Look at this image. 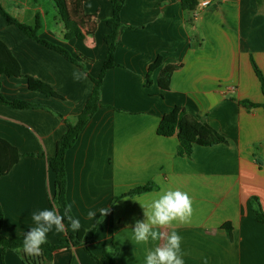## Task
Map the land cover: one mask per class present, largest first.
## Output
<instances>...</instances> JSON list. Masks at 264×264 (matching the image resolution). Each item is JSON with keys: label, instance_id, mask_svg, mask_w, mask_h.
<instances>
[{"label": "crops", "instance_id": "1", "mask_svg": "<svg viewBox=\"0 0 264 264\" xmlns=\"http://www.w3.org/2000/svg\"><path fill=\"white\" fill-rule=\"evenodd\" d=\"M18 11L47 14L39 3L19 1ZM70 16L87 39H64L59 22H45L41 36L74 56L93 59L87 71L60 52L32 39L0 12V43L23 74L49 84L52 97L29 88L25 78L0 76V89L10 100L25 99L40 107L20 109L0 104V137L22 153L11 171L0 177V233L25 235L34 226L32 213L57 209L52 197L56 174L47 156L56 154L67 131L64 119L82 112L108 54L113 15L111 0H66ZM201 11L187 13L180 0H125L115 53L118 66L107 71L100 107L75 145L66 153V198L86 229L96 227L92 253L101 256L115 244L116 264H144L146 251L158 241L130 240L136 220L144 219L140 203L149 204L172 189L187 192L193 213L186 224H173L182 236L185 264H264V224L256 219L250 198L264 207V102L252 59L264 74V0H200ZM160 66L146 85L152 63ZM182 64L169 90L159 85L162 68ZM86 73V79L74 73ZM182 106L203 118L227 142L195 145L191 156L178 153V137L158 134L163 115ZM63 115V118L58 116ZM150 191L118 200L137 186ZM108 208L98 223L99 209ZM96 216L89 219V211ZM2 219V221H1ZM53 228L48 242L69 231ZM0 264H25L17 250L0 246ZM52 264H98L77 245L60 249Z\"/></svg>", "mask_w": 264, "mask_h": 264}, {"label": "trees", "instance_id": "2", "mask_svg": "<svg viewBox=\"0 0 264 264\" xmlns=\"http://www.w3.org/2000/svg\"><path fill=\"white\" fill-rule=\"evenodd\" d=\"M26 1V0H19ZM37 2L38 0H32ZM54 3L57 14L55 19L61 23L64 28V39L69 40L71 38H78L85 40L89 37L90 33L85 32L81 25L74 20L69 13L66 0H52ZM183 10L190 13L195 11H201L200 0H180ZM113 5V15L109 19L111 24V32L107 35L109 40L108 54L103 62L102 69L97 77L91 76L93 81V90L90 98L86 102L83 110L78 115L74 116L72 120L64 119L67 124V131L58 141L56 154L53 156H47L48 163L52 170L56 174L55 191L52 197V202L55 207L62 209L64 212L68 208L69 204L66 198L67 189V172H66V153L72 148L80 137L82 131L98 111L100 107V93L101 87L104 82V78L108 70L118 66L115 61V53L119 44L120 35L122 32L123 23L121 20V11L124 6L125 0H111ZM21 4H18L16 0H0V12L6 19L9 25H15L26 35L36 40L40 44L54 49L64 55L68 60L79 65L83 70L87 71V64L92 63L94 60L77 54L74 56L70 50L62 46L59 43L53 42L41 36L43 29V18L40 13H36L32 16V20L29 15H24L18 11ZM252 65L258 76L262 91L264 94V74L256 61L252 59ZM160 66V62L152 63L149 67L147 74L146 85L150 86L152 83L151 75ZM182 64H168L164 66L160 72L159 85L165 91L170 89V83L172 76L176 70H178ZM19 77L25 78L28 82L30 89L39 91L43 94L52 97H60V95L54 90L52 86L42 82L32 76L23 74L21 68L17 62L11 60L9 52L4 45L0 43V76ZM0 104L11 106L13 108L28 109L40 107L39 104H35L25 99H8L0 89ZM253 106H262L264 108V102L261 104L252 103ZM58 116L63 118L62 114L58 113ZM158 134L166 137L177 135L178 153L181 156H191L194 146H213L221 142H227L226 138L215 130L210 124L203 118H197L189 115L186 109L182 106H175L170 111L166 112L157 128ZM22 157V153L17 147L12 145L6 139L0 137V177L8 174L11 169L19 162ZM158 186L149 183L142 186H137L129 190L124 195H138L147 191H150ZM122 196V197H123ZM119 197V196H118ZM251 206L255 212L256 219L264 224V207L260 198L256 195H252L250 198ZM75 218L72 211L68 213ZM2 221V219H1ZM66 226L68 228L67 234L60 238L58 242H46L41 245V253L37 256L26 255L22 251V242L25 235L17 237H7L0 233V246L4 249L17 250L21 249V253L25 264H52L54 254L64 248L71 246L82 245L88 252V254L98 264H116V257L119 248L112 244L110 249H106L101 256H96L90 249V244L95 241L96 227L86 229L82 225L78 231L73 230L70 227L69 221L65 218Z\"/></svg>", "mask_w": 264, "mask_h": 264}, {"label": "clouds", "instance_id": "3", "mask_svg": "<svg viewBox=\"0 0 264 264\" xmlns=\"http://www.w3.org/2000/svg\"><path fill=\"white\" fill-rule=\"evenodd\" d=\"M74 78L86 79V73H74ZM143 208L144 219L136 220L132 226L130 240L135 244H148L149 241L159 243L146 251L144 264H185V253L182 250V236L175 230H168L175 224H186L193 213L192 199L187 192L179 189H169L160 193L151 203H140ZM71 206L61 215L57 209L45 208L34 211L32 220L34 226L26 232L22 251L29 256H37L41 253V245L47 242V234L55 229L57 233L65 231L64 219L67 218L70 227L78 231L81 222L68 213ZM108 208L99 209L100 217L97 222L102 223L103 217L108 214ZM89 219L96 216V212L87 213ZM21 249H17L20 251Z\"/></svg>", "mask_w": 264, "mask_h": 264}, {"label": "rangeland", "instance_id": "4", "mask_svg": "<svg viewBox=\"0 0 264 264\" xmlns=\"http://www.w3.org/2000/svg\"><path fill=\"white\" fill-rule=\"evenodd\" d=\"M35 3H39V5H41L42 10L45 11V13L47 14L46 18H44V16H42L43 26H44L45 22H48L50 25H53L57 22V20L55 19L57 11L55 10L54 3L52 0H38ZM122 196L123 195L117 197L116 200L122 198ZM125 196H127V195H124L123 197H125Z\"/></svg>", "mask_w": 264, "mask_h": 264}]
</instances>
